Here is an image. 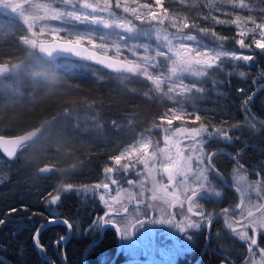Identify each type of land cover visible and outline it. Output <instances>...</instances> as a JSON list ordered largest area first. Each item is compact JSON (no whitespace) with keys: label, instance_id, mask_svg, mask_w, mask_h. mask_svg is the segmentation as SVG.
<instances>
[{"label":"snow or ice","instance_id":"snow-or-ice-1","mask_svg":"<svg viewBox=\"0 0 264 264\" xmlns=\"http://www.w3.org/2000/svg\"><path fill=\"white\" fill-rule=\"evenodd\" d=\"M175 2L196 10L197 16L193 18L171 11L164 6V0H154V3H141L140 0H59L63 8L51 3L36 4L33 0H0V6L7 4L16 10L26 26L28 34L21 35L19 41L30 53L36 55L38 63L42 64L41 70L36 73L37 83L44 79L45 82L56 84L61 67L60 54L73 53L84 60H95L108 69L126 74L124 79L142 78L149 81L156 93L173 102L174 106L160 115V122L152 125V129L163 133L164 147H160L159 141L153 142L151 137H142L125 147L118 155L110 157V160L114 161V166H106L103 170L107 182L101 181L90 186L63 183L54 189L55 194L49 193L48 203L55 205L61 200L62 193L94 195L99 192V200L107 211L103 216L93 220L89 226L90 230H95L97 225H115L122 236H131L135 226L143 220L129 212V204L135 202V207L139 211L141 205L146 209L153 208L151 201L156 200L165 201L169 205L178 204L181 207L187 202L188 213L196 217V219L185 217L181 221L168 219L164 222L173 223L182 231L199 230L202 226L210 227L213 213L206 211L199 202L205 196L222 195L213 187L215 180L219 179L225 184L228 182V177L214 162L219 153L208 150L207 144L212 139L228 142L239 139L233 137L230 132L240 128V123H233L225 128L211 122H201L198 127L184 126L183 122L191 117H194L195 121H202L196 100L203 98L207 90L203 83L204 78H211L215 71L224 72L226 63L233 65L232 71L226 75L237 73L242 78L246 77L247 73L239 70L236 62L250 65L257 59L256 49L264 53V15L259 18L251 14L245 16L219 6L226 4L232 9H250V4L246 0H190V2L175 0ZM201 8L209 11L200 15ZM40 12L43 14L40 15ZM213 12L223 13L231 18L222 19ZM261 12L264 13V8ZM201 19L205 22L211 21L212 26H201L198 23ZM47 21H60L64 27H49ZM38 23L42 26L39 32H36L34 29ZM81 25L84 27L81 28ZM216 25H234L239 38L219 34L215 30ZM97 28L101 30L99 33L96 31ZM61 31L66 32L70 38L58 37L57 34ZM45 32L55 38L52 41H45L41 38ZM97 37L104 43L98 45ZM228 40H234L241 51L226 48L225 42ZM85 44L90 45L92 50L86 49ZM110 49L115 50L114 57L108 55ZM246 49L252 50V54H245L242 50ZM124 50L133 58L120 59ZM18 67V63L8 61L0 63V75L11 74ZM260 71L264 75V70ZM189 78L195 80L186 83ZM223 83L224 80L211 78L213 89ZM165 84L168 85L167 90L164 89ZM11 88V84L0 81V93L3 95ZM238 91L244 92V89ZM144 95L147 96L148 93ZM252 99V96H248L243 102V110L247 113L245 123L254 131H259L257 123L264 125V120L258 121L248 110ZM189 104L192 111L188 110ZM72 115V110L63 109L64 118H71ZM56 119L52 118L53 121ZM174 120L182 121V126L173 128ZM221 123L226 124L227 121ZM40 131V128H35L12 138L0 136V148L8 157H16L18 151L23 153L32 148ZM150 148L153 149L151 152ZM232 159L236 164L232 169V184L229 186L239 193L240 200L234 206L222 207L219 213L232 234L246 243L249 255L245 259V264H264V247H260L257 239L258 236H264V167L254 169L258 179L251 180L248 170L239 163L237 157L234 156ZM138 164L143 166L142 170H137ZM57 170L54 166L46 164L39 172L51 173ZM113 173L135 175L136 180H126L133 190L124 188L120 179L113 178ZM158 176H166L167 183L158 179ZM148 184L151 186L148 187ZM110 185L117 186L116 195L106 198ZM146 192L151 193V198L147 202L144 199ZM18 211H27V206L20 209L13 207L8 214ZM172 215L169 213V216ZM5 222V219H0V225ZM59 222L69 231L73 229V225L66 219ZM48 223H57V218L49 216ZM42 229L43 225L36 229L33 240L37 247L44 250L39 243V233ZM64 239L66 237H61L54 244L59 245ZM257 253L259 260L255 259ZM222 264H232V261L226 258V262Z\"/></svg>","mask_w":264,"mask_h":264},{"label":"trees","instance_id":"trees-1","mask_svg":"<svg viewBox=\"0 0 264 264\" xmlns=\"http://www.w3.org/2000/svg\"><path fill=\"white\" fill-rule=\"evenodd\" d=\"M246 2L250 4V9H232L226 4L220 7L245 16L251 14L259 18L264 15L261 12L264 0ZM164 6L180 15L193 18L197 16L196 10L176 3L175 0H164ZM208 11L201 8L200 15L207 14ZM213 14L220 15L222 19L231 18L223 13ZM198 23L205 27L212 26L211 21L205 22L202 19ZM215 30L223 36L239 38L234 25H216ZM96 31L99 33L101 30L97 28ZM24 34L27 32L22 21L0 12V62H21L24 66L27 65V73L36 75L42 64L40 63L39 69L30 68V62L37 56L20 43L19 37ZM57 36L63 39L70 38L64 31ZM96 43L99 45L104 41L97 37ZM225 47L241 51L234 40L226 41ZM242 51L245 54H252V50L249 49ZM255 53L257 59L250 65L236 62L239 70L247 73L244 78L237 73L226 75L232 71L231 63L225 64L224 72L215 71L211 74L212 78L224 80L225 83L218 84L213 89V86L204 82L207 90L203 98L196 101L202 121H195L194 117H191L186 123L199 126L201 122H211L225 128L233 123H240V128L230 132L233 137H239L232 142L237 147L247 144L242 150L251 151V157L244 159L239 156L238 160L247 167L260 169L264 167V157L259 155L260 152L256 154L257 149L254 146L264 147V125L257 123L259 131L251 129L245 123L247 113L242 107L244 100L252 96L248 110L258 121L264 120V75L260 71L264 70V53H260L258 49ZM108 55L115 56V50L110 49ZM120 58L133 57L124 50ZM59 62L61 67L56 84L45 82L44 79L37 83L36 76L28 78V81L32 79L33 82L32 93L28 91L29 86L24 80L12 83L8 81V75L0 78V81L11 84L13 88L19 87L24 96L32 94L31 100L27 103L0 102V135L19 134L39 126L42 128L29 151L20 152L13 160L0 153V219L6 220L0 225V256L7 259L10 264H47L34 247L33 235L49 216L66 219L73 225L62 246V253L66 264H80V255L86 243L96 238L98 233V226L95 230L89 229L93 220L98 218L102 211L98 199L95 194L62 193L61 200L52 205L48 203L49 193L55 194L54 189L63 183L90 186L100 181L104 168L111 161L110 157L118 150V136L112 134L111 137L107 136V132L113 129L111 125H121L122 121L128 119L135 131L143 133L154 123L159 122L160 115L174 106L172 101L156 93L151 83L142 78L124 79L126 74L111 73L95 64L67 57L60 56ZM164 89L167 90L166 84ZM238 89H244V92ZM145 93L148 95H144ZM187 107L192 111L191 104ZM65 108L72 111L74 108L87 111L92 117L91 121L100 126L96 128L90 125L87 130H83L72 118L63 117ZM53 117L57 119L53 121ZM46 121L51 123H45ZM222 121L227 123L222 124ZM104 135L107 138L103 140ZM249 144L253 147L249 148ZM46 164L58 170L48 175H40L37 167ZM62 171L67 175H62ZM22 206H27V211L8 214L11 208L20 209ZM65 232L66 227L61 223H52L42 229L39 240L47 256L52 242ZM109 232L110 230L106 229L102 237V241L108 243L100 241L97 246V251H100L103 257L107 256L111 249L112 236ZM220 243L221 255L235 257L237 261L243 259L244 246L228 238H222ZM220 259H223L222 256ZM213 260V257L210 260H203L202 264H214ZM0 264L5 263L0 260Z\"/></svg>","mask_w":264,"mask_h":264},{"label":"flooded vegetation","instance_id":"flooded-vegetation-1","mask_svg":"<svg viewBox=\"0 0 264 264\" xmlns=\"http://www.w3.org/2000/svg\"><path fill=\"white\" fill-rule=\"evenodd\" d=\"M184 126H190V127H198L196 125L193 124H187L186 122H183ZM182 126V122L172 126L173 128L176 127H180ZM155 133V138L161 143L162 146H164V142H163V133L161 131L158 132H154ZM20 134V133H19ZM13 135H17V134H8L7 136H13ZM245 146H247V144H244ZM240 146L237 147L234 142H228V141H224L221 139H212L209 141V143L207 144V148L210 151H215L217 153H219L215 158H214V162L216 163L217 167L221 170V172L228 177V182L227 184L221 182L219 179L214 181L213 187L215 188V190L220 191L222 193V195L220 197H207L205 196L202 200H200L199 203H201L204 206V209L206 211L212 212L213 213V221L212 224L210 225V227H205L202 226L201 229L196 230V229H186L184 231H182L180 228L177 230H180L181 233L179 234H175L173 233L171 230H163V234L165 235V240L163 243H166V246H169L170 244H173L174 241H177L176 239H183L185 241L188 242L189 244V248L188 250H185L182 252V254L180 256H177L172 262L166 261L167 258L163 257V260H161L160 263H164V264H202L203 260H210L212 257L214 258L213 261L214 264H222V262H226V258L227 260L232 261V264H235L234 262L237 260V258H231L228 257L226 255H221V251H220V242L222 240V238H225V233L222 228L223 226V216L220 215L219 210L222 207L228 206V205H235L237 203H239L240 200V196L239 193H237L235 191L234 188L230 187L229 185L232 184V177H231V171L232 169L235 167L236 161L232 159V157L236 156L237 159L240 156L241 158L247 159L251 157V151H246L242 150V148L244 147ZM249 148L253 147L251 144H249L248 146ZM256 147L257 151L256 154L258 152L260 156L264 157V147H260V146H254ZM1 153V152H0ZM20 152L18 151L17 155ZM237 153H239V155L237 156ZM2 154V153H1ZM3 155V154H2ZM4 156V155H3ZM10 160V159H9ZM13 160V159H12ZM249 161V160H248ZM240 164H242L239 161ZM109 165H111V162L109 163ZM108 165V166H109ZM244 165V164H243ZM244 168L248 170V175L249 178L251 180H255L258 179V177L255 175L254 173V168L252 167H247L244 165ZM104 173V171H103ZM113 178L115 179H120L121 180V184L122 186L125 188H129L131 189V186H129L126 183L127 179H133L136 180L137 177L135 175H124V173H115L113 175ZM158 179L162 180L164 183H167V177L166 176H158ZM149 187V185H147ZM111 187V185H110ZM117 188L116 185H112V189ZM171 190V189H170ZM146 198H150L151 197V193L150 192H146L145 193ZM153 204V208H149L148 212L146 214V216H141L143 215V212H146V208L144 205L140 206V214H139V219L143 220V222L148 221V220H154L156 223V220H168V219H174L176 221H181L183 220L185 217H191L192 219H196L195 216H193L191 213H188L187 211V202L184 203L183 207H181L178 204H173V205H169L168 203H166L165 201H161V200H156L154 202H151ZM131 206V204H129V207ZM130 209V208H129ZM105 211H101L100 216H103ZM169 213L173 214L172 216H169ZM141 223L137 224L136 226L140 225ZM173 223H165L162 226L163 229L168 228L170 225H172ZM119 227H122L121 225H118ZM106 229H109L110 232L109 234L112 236V242L111 244V249L109 251V254L105 257L102 256L100 251H97V246L98 243L100 241H102V237H103V233ZM100 230V226L98 225V232ZM152 230L154 233V236L156 238L155 242L158 239L159 234L161 233L160 227L158 230V227H156L155 225L152 226ZM112 231V232H111ZM221 231H223V234H221ZM184 232V233H182ZM251 235V233H250ZM61 236H59L58 238H60ZM98 237V233L96 238ZM160 237L162 238L161 240L164 239L163 235H160ZM58 238H56L51 245V249L48 250V254H49V258L55 263V264H60L57 258V253H59L60 255L63 256L62 253V246L65 243H61L59 245L54 244L55 241H58ZM96 238L92 239L91 241H89L88 243H86L82 253L85 250V255H84V264H90L91 262H97V264H117L119 262H121L124 259H130V258H140V259H149L152 264H157V261L152 258L156 257V250L154 251L152 249L151 251V255L148 256L147 251L144 249V247L142 246V244H140V242L138 240H136L133 236V233L131 236H128V240L130 241V247L132 248H139L140 253H136V252H131V251H127L125 248L122 247V235L120 234V238H121V246L119 251L117 252V254L115 255L114 259L111 261L115 249H116V244H117V235H116V231L114 230V228L110 225H105L103 230H102V234H101V238L98 241V243H96L95 245H92L91 247L87 246L92 243L93 241L96 240ZM227 238V237H226ZM228 239L234 240L237 242V240L232 236ZM258 243L261 247H264V236H258ZM160 240V241H161ZM230 241V240H229ZM40 243V240H39ZM102 243H108L106 241H102ZM162 243V244H163ZM242 246H244L243 244H241ZM87 248V249H86ZM44 249V247H43ZM58 249H60V251H58ZM134 250V249H133ZM45 254H46V250L44 249ZM150 251V250H148ZM37 253L40 256V251H37ZM82 253L80 255V263H81V256ZM132 254H135L134 256H130ZM47 255V254H46ZM222 256V260L220 259ZM64 258V257H63ZM93 260V261H91ZM111 261V262H110ZM135 263H140L143 264L141 262L135 261Z\"/></svg>","mask_w":264,"mask_h":264},{"label":"rangeland","instance_id":"rangeland-1","mask_svg":"<svg viewBox=\"0 0 264 264\" xmlns=\"http://www.w3.org/2000/svg\"><path fill=\"white\" fill-rule=\"evenodd\" d=\"M152 1L154 3V0H152ZM33 2L36 3V4H48V3H51V4H53L56 7L63 8V6L59 3V0H33ZM0 12L4 13L6 15H9L11 17H14V18H16V19L21 21L19 13L16 10H13L12 8H10L7 4H3V6H0ZM39 14L42 15L43 13L40 12ZM46 23L48 24L49 27H64L61 24L60 21H47ZM136 23H139V22H136ZM40 26H42V25L38 23L34 30L36 32H39ZM41 38L44 39V40H48V39L55 38V37L52 34H50L48 32H45ZM153 43H155L154 40H153ZM85 45L91 48L90 45H87V44H85ZM13 63H18L19 67L17 69L13 70V72L11 74H7L9 76L8 81L13 83V82H18L19 80L20 81L24 80V83L29 86L28 91H30V93H32L33 92V88L31 87V85L33 84V82H32V79H29V81H28V78H30V76L34 77L36 75H32V73H30V72L29 73L26 72V69H27L26 66L27 65L24 66L21 62H13ZM59 64L61 65L60 62H59ZM62 64H64V63H62ZM40 65L41 64L38 63V57L36 59H33L32 62H30V64H29L31 69L32 68L33 69H39ZM211 78H204L203 83L206 82L210 86H212ZM26 79H27V81H26ZM194 80H195V78H189L185 82L186 83L193 82ZM4 83H6V82H4ZM167 87H168V85H167ZM26 89H27V87H26ZM197 96H199V94H197ZM31 98H32V94L29 95V93H28V95H25V96L21 95V91H20L19 87L18 88H13L12 87L11 90L6 92V94H4V95H3V93H0V102L1 103H6V104H18V103H21V102H26L27 103V102H29V100H31ZM196 101H198V100H196ZM72 112H73V115L71 116V118L73 119L74 123L80 125L83 128V130H87L90 125L92 127H96V128H97V126L98 127L100 126V125H98V123H96L94 121H91L92 117L88 114L87 111L84 112L83 109L74 108V110ZM123 122L124 121L121 122V125L120 124L111 125L112 126L111 128H113L112 131L109 130L107 132V136H110L111 134L113 136H118L117 141L119 142V144L117 146L118 150L116 151L115 155H118L125 147H127L128 145L134 144L138 139H140L142 137H151L153 139V142L158 141L155 138V136H154L155 135L154 132L155 131L158 132L159 130L152 129V127H150L149 129L144 130V132L141 133V132H137V131H135L133 129V127L130 124L128 119H126V121L124 123ZM159 122H160V120H159ZM181 122L182 121H180V120H174L172 126H175V125H177V124H179ZM164 126L167 127L166 124ZM104 136L105 137H102L103 140L105 138H107L106 135H104ZM160 147H164V146H162L161 143H160ZM152 150L153 149H151V148L149 149L150 152ZM110 162H111V165H109V166H114V161L111 160ZM142 167H143L142 165L138 164L137 165V170H142ZM114 174L115 173H113V175ZM241 174H243V173H241ZM124 175H126V174H124ZM231 177H232V171H231ZM101 181L107 182L104 173H103V176H102V178L100 179V181L98 183H100ZM148 185H149V187L151 186L150 184H148ZM100 191H103V190H100ZM95 195H96V197L98 199L99 206H100L101 210L102 211H107V209L104 206V204L99 200V192L95 193ZM115 195H116V188L112 189V185H111V187L109 188V192L106 194V198H109V196H115ZM150 198H146V196H144V199L146 200V202L149 201ZM151 202H154V201H151ZM129 208H130L129 209L130 213H133L134 215L139 217L140 211H142V210L139 209V211H137V209L135 207V202H132L131 206ZM148 209L149 208H147L146 212H143V215H141V216H146V214L148 212ZM98 218H95V219H98ZM156 221H157V223L154 220H151V221L148 220V221H145V222L141 223L138 226H135V228L133 230V236H134V238L136 240H138L140 242V244H142L144 249L147 251L148 256H150L152 254L151 253L152 249L154 251L156 250V257L152 256V258H154L157 261V264H164V263H160L161 260H163V257L167 258L166 261H168V262L171 259L170 262H172L177 256H180L183 251L188 250L189 244H188L187 241L179 238V239H176L177 241H174L173 244H170L169 246H166V243H163L164 240H165V235L163 234L162 231L168 229V230H171L175 234H179V233H181V231L177 230V229H179V227H177L175 224H172L168 228L163 229L162 226H165L163 224H165L166 222H164V220H162V219L161 220L159 219V220H156ZM153 225L158 227V230H159V227H160V230H161V233L159 234L158 239H157L156 242H155L156 238H155L153 230H152V226ZM222 228L223 229H221V230L224 231L225 238L226 237L230 238V237L233 236L237 240L238 244H243L244 245L245 251L243 253V259H240L239 261L236 260L234 263L235 264H245V259L249 255V253L247 251L246 243L243 242V241H240L235 235H233L231 230L228 229L225 226L224 222H223ZM223 231H221V234H223ZM182 233H184V232H182ZM160 235L164 236L163 240H161L162 238L160 237ZM220 244H222V243H220ZM122 247L125 248L127 251L140 253L139 248L136 249V248H133V247L131 248L130 247V241L128 240V236L127 237L122 236ZM148 250H150V251H148ZM132 255L134 256L135 254L131 253L130 256H132ZM168 258H170V259H168ZM259 258H260L259 257V253H257L255 259L259 260Z\"/></svg>","mask_w":264,"mask_h":264},{"label":"water","instance_id":"water-1","mask_svg":"<svg viewBox=\"0 0 264 264\" xmlns=\"http://www.w3.org/2000/svg\"><path fill=\"white\" fill-rule=\"evenodd\" d=\"M54 38H51V39H48V40H45V41H52ZM62 42V41H61ZM84 47L86 48V49H89V50H92L90 47H88V46H86V45H84ZM60 56L61 57H67V58H71V59H75V60H79V61H83V62H87V63H91V64H95V65H97V66H100L101 68H103V69H105V70H107V71H109V72H111V73H115V74H124V73H117V72H115V71H113V70H111V69H108V68H106L104 65H101V64H99L97 61H95V60H84V59H82L81 57H79V56H76L75 54H73V53H62V54H60ZM59 56V57H60ZM109 56H111V55H109ZM111 57H114V56H111ZM120 59H122V58H120ZM0 63H3V62H0ZM3 76H6V75H0V77H3ZM37 128H40V129H42L41 128V126H39V127H37ZM33 129H35V128H33ZM33 129H30V130H27V131H31V130H33ZM27 131H25V132H27ZM25 132H22V133H20V134H17V135H22V134H24ZM39 135V134H38ZM0 136H4V137H6V138H12V137H15L16 135H13V136H6V135H0ZM0 152L6 157V158H8V159H10V160H12V159H14L15 157H8L7 156V154L6 153H4L3 152V149L2 148H0ZM43 167V166H42ZM41 168V167H40ZM40 173V175H48L49 173H41V172H39ZM57 218V223H60L59 221H61V220H64L63 218H59V217H56ZM50 224H52V223H48V220H46L45 222H42L40 225H39V227L41 226V225H43V228H45L46 226H48V225H50ZM62 224V223H61ZM104 226L105 225H103V226H100V230H99V232H98V237L96 238V240L95 241H93L92 243H90L88 246H87V248L88 247H91L92 245H95L96 243H98V241L100 240V238H101V234H102V230H103V228H104ZM110 226H112L113 228H114V230L116 231V235H117V244H116V249H115V252H114V255H113V257H112V259H111V261L114 259V257H115V255L117 254V252L119 251V249H120V246H121V238H120V233L118 232V230H117V227L115 226V225H110ZM36 232V231H35ZM34 232V233H35ZM70 233H71V231H69L67 228H66V232L61 236V237H66V239L68 238V236L70 235ZM34 236V235H33ZM60 237V238H61ZM60 238H58V241L60 240ZM66 239H64L63 240V242H62V244L66 241ZM33 244H34V247L36 248V250L37 251H40V257L47 263V264H55L46 254H45V251L44 250H41V248L40 247H37L36 246V244L34 243V240H33ZM86 248V249H87ZM84 255H85V250H84V252L82 253V256H81V263L80 264H84ZM57 258H58V261H59V263L60 264H66V262H65V260H64V258H63V256L62 255H60L59 253H57ZM0 260H2L5 264H10L9 262H8V260L7 259H5L4 257H2V256H0ZM110 261V262H111ZM135 261H138V262H141V263H143V264H152V262L149 260V259H140V258H130V259H124V260H122L121 262H119V263H117V264H129V263H131V262H135ZM109 264V263H108Z\"/></svg>","mask_w":264,"mask_h":264},{"label":"clouds","instance_id":"clouds-1","mask_svg":"<svg viewBox=\"0 0 264 264\" xmlns=\"http://www.w3.org/2000/svg\"><path fill=\"white\" fill-rule=\"evenodd\" d=\"M40 167H37V172H39ZM62 175H67L63 171L61 172Z\"/></svg>","mask_w":264,"mask_h":264},{"label":"bare ground","instance_id":"bare-ground-1","mask_svg":"<svg viewBox=\"0 0 264 264\" xmlns=\"http://www.w3.org/2000/svg\"><path fill=\"white\" fill-rule=\"evenodd\" d=\"M3 77H5V76H3ZM1 78V77H0ZM40 134V133H39ZM7 136V135H6ZM38 137V136H37ZM9 262V261H8Z\"/></svg>","mask_w":264,"mask_h":264}]
</instances>
